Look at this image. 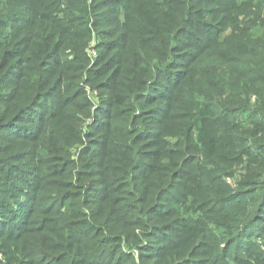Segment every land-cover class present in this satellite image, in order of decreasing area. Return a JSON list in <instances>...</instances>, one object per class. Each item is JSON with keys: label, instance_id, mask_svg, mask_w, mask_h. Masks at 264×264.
Masks as SVG:
<instances>
[{"label": "trees", "instance_id": "16d2710c", "mask_svg": "<svg viewBox=\"0 0 264 264\" xmlns=\"http://www.w3.org/2000/svg\"><path fill=\"white\" fill-rule=\"evenodd\" d=\"M53 1L47 6L50 0H0V264H128L132 258L125 250L142 244L150 250L146 256L151 257L144 260L151 264L162 255L166 264H182L202 245L198 236L205 237L206 220L194 217L192 204L195 194L209 185L207 192L217 195L218 187L225 192L212 200L223 206L217 214L222 223L210 224L222 227L220 237L209 239L217 244L232 237L236 221L229 219L230 214L246 212L248 204L246 199L239 201L242 193L232 192L226 180L235 182L236 168L254 173L255 160L264 158V112L248 104L251 97L264 104V53L240 46L243 57L236 65L243 68L245 79L240 86L225 79L233 73L226 75L224 60H209V48L199 53L211 39L216 13L198 9L196 3L220 5L221 0ZM99 11L110 22L107 36H115L117 45L101 75L87 71L88 39L99 26L89 19ZM73 12L87 27L80 32L85 40L81 45L73 41L70 30H63L71 26ZM182 36L192 39L196 50L186 70L192 80L196 78L193 99L187 100L191 113L184 111L186 100L175 97L185 89L184 75L178 83L172 75ZM246 54L255 61L253 69L246 66ZM206 66L210 72L204 71ZM86 71L87 77L100 80L101 86H95L105 96L95 119L101 137L77 157L83 175L55 176L62 189L73 188L78 180L81 188L92 190L97 184L104 193L93 200L85 192L71 195L69 202L53 201L41 211L51 219L27 231L25 226L40 212L30 192L18 202L20 214L8 208V195L2 192L12 191L14 178L6 164L16 152L19 158L27 153L36 163L49 162L46 148L28 152L25 147L41 140L46 117L57 118L53 132L58 141L68 142L64 131L69 127L62 112L67 98L74 103L81 96L68 116L76 131L81 127L82 112L90 115L93 105L76 83ZM69 72L79 74L75 81L69 82ZM236 91L245 100L241 107L220 106L224 104L220 99L235 98ZM233 115L241 121H228ZM255 137L260 141L250 142ZM176 138L183 143L173 142ZM12 139L19 144L10 145ZM194 150L199 157L190 155ZM180 215L181 228L166 224ZM261 218L264 194L258 209L240 226L247 230ZM154 222L160 225H149ZM250 237L264 240V231ZM256 249L260 251V246ZM245 252L251 257L249 250Z\"/></svg>", "mask_w": 264, "mask_h": 264}, {"label": "rangeland", "instance_id": "374dc122", "mask_svg": "<svg viewBox=\"0 0 264 264\" xmlns=\"http://www.w3.org/2000/svg\"><path fill=\"white\" fill-rule=\"evenodd\" d=\"M53 2V0H50V2H46V5L48 6ZM196 4L198 9L215 11L216 13V21L214 24H212V28L209 29V32L211 33V39L208 44H206V41L200 44L198 48L203 47L205 44L206 47L204 46L199 51V53L206 48H209V60L219 58L224 60L223 66L226 68V75H228L229 71L233 73V76H225V79L240 86V84L242 82L244 83L245 81L244 78H241L243 74L241 71L243 68H240V66L236 65V62L243 57L240 46L245 45L247 47V51H251L250 49L253 48L261 54L264 53V0H221L220 5H213L210 4V2L206 5L199 3ZM58 15L61 17L60 19H63L61 13ZM78 16L79 14L77 12H73L72 16L70 17L73 21L71 26H63V30H70L71 34L73 35V41L77 45H81L85 40L80 38V32L87 27L85 26L84 21L79 20ZM90 20L96 21L99 26L96 28L93 36L88 39L87 71L92 73L98 72V74L101 75L104 72V69H108L106 61L116 51L113 50V47H117V45H115V36L110 37L106 34L110 28V22L106 20V16H102L101 11L96 12L94 16L89 19V21ZM128 43L130 44V41ZM191 45L192 39L187 40L186 36H182L180 38L178 44L179 52L178 56H176L177 59L175 62L176 67L172 74L173 82L176 83L180 81L182 74L184 75L182 85L185 87V89L178 93L175 97L186 100L183 103L185 113H191V110L186 108L188 104L187 100H189V98L193 99V94L191 92L194 90V84L196 83V78L194 77L192 80L191 74L186 72L191 62V58L196 52L194 47H191ZM244 58L247 62L246 66L249 69H253L255 65L254 59H252V57L247 54ZM87 71L80 74L79 80L76 83H78V91H81L83 95L89 98L93 105L90 109V115L82 112L83 119L80 122L81 127L76 131L75 123L70 120L68 116L71 114V111H75L74 108H71V106H73L74 103H78L81 99V96L75 100L74 103L71 99H66L65 108L62 112L64 113L63 118L67 119L69 127L64 131V134L69 137L68 142L58 141L56 135L53 132L52 123L57 118H55V116H51L49 119L46 117L45 126L47 127L45 128L43 134H41V140L32 144H28L25 147L26 151L28 152H33L34 150L38 151L40 147L46 148V150L49 152V162L36 163L32 160L33 156L27 153H24L22 158H19L16 152L14 156L9 158L6 164L8 175H10V178H14L9 188L12 189V191L2 192V194L8 195V203L10 204V207L8 208L15 210V214H20L18 202L23 199L22 197H25L24 195H27L30 192L29 194L35 200L34 207L40 212V214L37 216H33L28 222L27 226H25V228L28 229L27 231L39 229L43 220L51 219V216H45L41 211L46 207H51L53 201H55L57 204L59 201L69 202L72 201L70 197L71 195H83L85 192L88 195V200H93L104 193L103 187L98 186L97 184H94V187L91 188L92 190H90L89 187L88 189L81 188L78 180H75V186L73 188L62 189L58 186V178L55 176L72 175L77 178V175H83V173L78 170L77 157L84 147L88 146L89 144L93 143V141H96L101 137V135L97 132L98 129L95 125V119L96 117L100 116L98 113H96V110L99 103L105 99V96L102 95L103 92L99 90V87L101 86L100 80H93L92 75L87 77ZM204 71L210 72V68L206 66ZM68 75L70 77V82L75 81V77H77L79 74L69 72ZM88 81L90 82L88 83ZM97 83H99V87L95 86ZM235 94L239 95L231 99H228V97L220 99L224 102V104L220 106L229 109H237L241 107L243 103H245V100H242L244 97L241 95V92L236 91ZM248 104L251 107H255L256 105L260 111L264 112V104L260 100H255L254 97H251L248 101ZM177 105H181L182 107L181 103H177ZM217 107H219V105H217ZM149 113L150 111L142 112L138 116L144 114L147 115ZM238 116L239 115H233L228 121H241V119L238 120ZM177 140H179V138L172 139L173 142ZM190 141H192L191 138ZM257 141H260L258 140V137L251 138L250 140V142ZM180 142L183 143L182 140H179V143ZM18 144L19 143L15 141V139L11 140L10 145ZM190 155H192V157H199V152L194 150L190 153ZM255 163L256 164H253L251 168L252 170L255 165L254 173L249 174L240 167L234 170L235 182L226 180V183L232 192H237V194L242 193L244 196H241L239 201L241 202L243 199H246L248 204L246 206V212H243V210H238L233 211L230 214L233 216H231L229 219H234L236 222H233L232 224V230L234 233L233 236L227 237L225 239L226 241L228 240V242H225L224 240V242L215 244L209 239V237L212 239L213 237H220V229L222 227L214 228L213 226H210V224L214 220L219 224L222 223L221 218L218 217L217 214L222 212L223 206H221V204L219 205L215 203L212 200H217L216 198L225 192H223L220 187L217 188L219 191L217 195L207 192L210 190V188H212L211 185H209L205 186L201 192L195 194V203H193L191 200V204L193 203L192 212L195 218L199 216L203 221L206 220L204 233L205 237L202 235L198 236V239L202 245L198 244L196 246L197 248L186 256L182 264H221L222 260L225 262V264H264V240L257 237H250V235L253 234H263L264 218H261V220L256 223L251 222L250 226H253L254 223L255 224L253 227H250L247 230L245 228H241L240 226L243 224L245 226L244 222L247 223L251 213L258 209V203L261 200V196L264 194V158L258 157V159L255 160ZM96 180L97 179L95 178L93 181ZM1 182L2 181H0V183ZM1 188L2 186H0V189ZM56 191H60V194H56ZM40 203H42V207H40ZM194 210L197 211V213H194ZM6 212L13 213L9 210H6ZM182 217L183 216L180 215V217L175 216V218H170L166 224L171 225L172 222L174 227L181 228L179 221L182 220ZM240 221L242 222L239 223ZM149 225L158 227L160 224L154 222ZM19 228L20 227H17L16 229ZM14 233H17V231ZM170 235L173 236V234ZM244 235H247V238H244ZM152 242V245H156L158 240L154 239ZM256 245L260 246V251L257 249L255 250ZM248 250L250 251L251 257H248L249 254L245 252ZM125 251L132 258V260L128 261V264L152 263L150 260H144V257H151L146 256L150 254V250L145 248L144 244L138 248ZM166 262V257L162 255V257L153 263L166 264Z\"/></svg>", "mask_w": 264, "mask_h": 264}]
</instances>
